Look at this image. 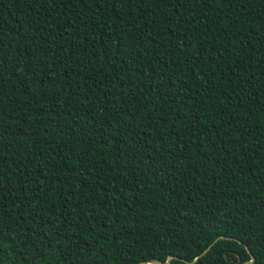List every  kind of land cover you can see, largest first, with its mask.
<instances>
[{
  "label": "trees",
  "instance_id": "obj_1",
  "mask_svg": "<svg viewBox=\"0 0 264 264\" xmlns=\"http://www.w3.org/2000/svg\"><path fill=\"white\" fill-rule=\"evenodd\" d=\"M246 245L264 264V0H0V264Z\"/></svg>",
  "mask_w": 264,
  "mask_h": 264
},
{
  "label": "water",
  "instance_id": "obj_2",
  "mask_svg": "<svg viewBox=\"0 0 264 264\" xmlns=\"http://www.w3.org/2000/svg\"><path fill=\"white\" fill-rule=\"evenodd\" d=\"M219 238H220V237H219ZM219 238H217L212 244H210V245L207 247V249H205V250L200 254V256H198L194 261L189 262V261L186 260V259H182V260L185 261V262H187V263H194L199 257L205 255V254H206V253L212 248L213 244H214ZM246 248H247L248 251L251 253L252 258H251V260L245 262L244 264H253V263L255 262V259H256V258H255V255L252 253V251L249 249V247H248L247 245H246ZM173 258H177V256L170 255V256L168 257V259H167L165 262H161V261H143V262L140 263V264H169L170 261H171V259H173Z\"/></svg>",
  "mask_w": 264,
  "mask_h": 264
}]
</instances>
